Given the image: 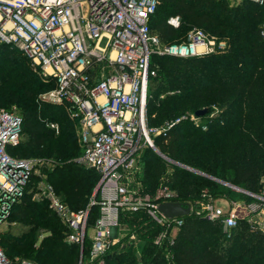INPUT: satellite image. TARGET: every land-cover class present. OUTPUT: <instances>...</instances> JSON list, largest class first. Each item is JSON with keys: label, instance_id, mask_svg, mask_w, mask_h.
Wrapping results in <instances>:
<instances>
[{"label": "built area", "instance_id": "1", "mask_svg": "<svg viewBox=\"0 0 264 264\" xmlns=\"http://www.w3.org/2000/svg\"><path fill=\"white\" fill-rule=\"evenodd\" d=\"M249 1L264 6V0ZM158 2L0 0V41L19 45L54 81L55 85L43 96L64 105L71 117L79 118L78 159L99 175L96 196L84 207L69 206L56 193L50 171L42 170V163L54 164V158L19 157L10 153L8 147L21 140L23 117L0 107V230L14 206L29 193L35 200L46 202L63 221L66 240L80 247L79 264H109L107 257L123 249L125 244L116 235L122 216L136 217L130 237L135 238L140 227L147 223L154 227L155 232L147 237L153 250H164L166 257L185 215L189 214L218 221L224 231L242 219L264 236V188L255 191L219 179L223 185L240 190L245 197L233 199L227 194L211 196L204 192L183 203L166 175H162L152 190L141 179L138 166L141 152L152 147L164 155L154 138L165 134L183 117L176 116L158 126L148 123L147 87L149 79L157 73L153 55L190 57L226 46L224 40L216 41L198 26L188 30L179 41L161 42L150 28ZM166 21L178 27L181 17L171 14ZM260 33L264 35V22ZM189 118L202 128L207 127L195 120L198 117L194 113ZM47 124L59 129L54 120ZM166 170L170 173V169ZM218 199H223L225 204H217ZM165 201L187 204L189 213L167 216L159 210V204ZM93 208L96 217L89 225ZM86 241L88 249L84 248ZM0 264L35 263L28 258H9L0 241Z\"/></svg>", "mask_w": 264, "mask_h": 264}, {"label": "trees", "instance_id": "2", "mask_svg": "<svg viewBox=\"0 0 264 264\" xmlns=\"http://www.w3.org/2000/svg\"><path fill=\"white\" fill-rule=\"evenodd\" d=\"M202 1L159 0L157 8L161 5L163 12L167 13L170 7L175 12L164 15L160 11L156 12V8L150 19L151 31L164 43L179 41L183 34V31H179L180 25L174 27L167 23V17L171 14H179L181 23L184 20L186 25L201 26L216 37H228L225 47L210 53L190 57L158 55L160 66L156 75L149 79L148 88L151 87L150 92L154 94L147 97L150 125H162L187 110L194 112L198 108L208 107L210 113L213 107L219 109L216 115L210 116L206 128L192 123L190 114H186L165 134L154 138L162 152L203 173L173 164L168 182L178 192L183 203L194 200L204 192L211 196L232 195V191L211 177L250 190H258V181L261 176L264 177V35L260 33L259 24H256L264 19V6L243 0L233 8L235 14L243 15V18L239 17L235 24H229L225 19V4L218 2L221 0H212L219 4L210 8H200ZM245 18L250 19V22ZM8 46V43L0 42V107L21 103L25 99L21 109V140L8 149L19 157H29L37 150L45 151L48 155L56 154L60 158L74 136L73 119L69 116L57 118L53 109L55 106L40 98L39 93L49 90L55 83L30 63L22 49L24 56L10 57L2 62L3 50ZM167 90L173 94L159 98V94ZM62 107L63 112L65 110ZM48 119L60 125L58 134L47 124ZM57 135L63 140L58 142L63 143L62 146L54 144ZM48 141L52 144H47ZM145 158L156 165L158 181L167 168L152 150L146 152ZM64 163L61 165L63 168H73L70 162ZM77 168L82 172L73 182L64 186L58 184V189L55 186L61 198L75 209L85 206L83 204L95 182L94 173L78 165ZM49 173H55V165ZM51 181L55 183L53 176ZM157 181L151 185L147 176L144 178L149 190L156 186ZM51 212L29 193L14 206L10 218L15 221V225L0 238L9 258H28L35 264H73L79 245L65 242L64 232L55 224ZM41 226L50 229V234L43 237L38 248L32 240L24 243V239ZM147 226L150 233L155 230L154 227L153 230L150 228L149 223ZM59 231L62 234L55 233ZM249 233L255 235L251 238V247L245 244ZM219 239H222L220 243L217 242ZM27 244L33 247L27 249ZM88 245L86 241L84 248L88 249ZM22 251L26 256L33 255L35 258L19 256ZM34 251L35 254H32ZM150 261L152 264H264V236L252 230L248 222L242 219L224 231L218 221L189 214L185 215L183 224L170 244L168 257L155 254Z\"/></svg>", "mask_w": 264, "mask_h": 264}, {"label": "rangeland", "instance_id": "3", "mask_svg": "<svg viewBox=\"0 0 264 264\" xmlns=\"http://www.w3.org/2000/svg\"><path fill=\"white\" fill-rule=\"evenodd\" d=\"M202 2H203L202 3L203 5L201 4V7L200 8H203V6H208L210 8L214 4H219V3H214L212 0L211 1L204 0ZM218 2L225 4V11H226V17H225V19L228 21L229 24H232V23L235 24V22H236L235 20L237 18H239V17L240 18H243V15L242 16L241 15H237V14H235V11H233V8H235L237 4H239L240 2H242L241 0L240 1H237V0H221V1H218ZM159 11L162 12L164 15L175 12V10H173L170 7H168L167 13H165V12H163V7L161 5L158 6L156 12H159ZM216 15H218V14H216ZM262 15H263V13H262ZM263 17H264V15H263ZM245 19H246V21L250 22L249 21L250 19H247V18H245ZM263 22H264V19L263 18H262L261 21L256 22L257 25L259 24L260 29H261V25H262ZM194 26H197V25H186L184 23V20H183V22L178 27V28H180L179 31H183V34L180 35V38L182 39V37L184 36V34L188 30H190L192 27H194ZM198 27H201V26H198ZM205 31L207 32V34L210 37L211 36H214L209 30L208 31L205 30ZM214 38H215L216 41H218V40H224L225 43L228 40V37H221V38H219V37L214 36ZM0 42L7 43V42H4V41H0ZM8 44L10 46H8V48H4V50H3L4 51V58H3L2 62H4L6 59H8L10 57L15 58L17 56V57L20 58L21 56H24V54L21 51V48H20L19 45L15 44V43H8ZM157 56H158V54H154L153 57H152V59L155 62V64L157 65V68H159L160 63L157 60ZM29 60H30V63H32L36 69H39V71L48 80H51L52 81V79L50 77H48L42 71V69L40 68V66L35 61L31 60L30 58H29ZM150 88L151 87H149V88L147 87V97L148 98L154 96V94H151ZM46 91H47V89H45V90H43L42 92L39 93L40 94V98H42L44 101L49 102L50 104H53L55 106V108H53V109H55L54 112L56 113V115H57L56 117L57 118L61 117V119H62V116H64V118H66V117L69 116L70 118L73 119V128H72V130L74 132V136L71 138L72 140L70 141V146L68 147V149L66 151H63L64 152V155L61 156L60 158H57L55 156L56 154L55 155H53V154L48 155V154H45L46 153L45 151L39 152L37 150H36L35 153L30 154L29 157H37V158L49 159V158H54L53 156H55V164H50V163L44 162V163H42V170L52 171L53 170V167L55 165V173H53L52 175L49 173V175H50V178H52V176H53V178L55 180V183L54 184H55V186H56L57 189L60 187L59 185H63L64 186V185H67V184L73 182L77 178L79 172H82V171H79L78 170L77 165L79 167L81 166V168L83 167V169L88 170L87 172H90L91 171L92 173H94L95 176H96V178L94 176V181H95L94 182V185H93V187L91 189V192H90L89 197L87 198V200L83 204V205H86L91 200V197H93V195L95 193L96 194L98 193L97 192V189H96L97 188L96 185H97V181H98V176L99 175H98L97 171L94 168L88 167V166L84 165L78 159L79 154H80V149H81L80 139H79V135H78V129L80 128L79 118L76 117V116H72L71 117L69 115L70 114V110H68L64 105H62L60 103L51 102V101L45 99L44 96H43V94ZM167 94L172 95L173 93H172V91L171 92L170 91L168 92V90L165 91V92H161L159 94V98L165 97ZM24 102H25V99L21 103H13L10 106H6V105H3V106H5V107H7V108H9L11 110H14V111L18 112L19 114H21V109H22V106H23ZM60 106L61 107L63 106L62 108H64L65 111L62 112L61 110H63V109H61ZM218 111H219V109L217 107H213V111H211L210 113L207 112L202 117H198L195 120L198 121V122H201L202 124H205L207 126V123H208V121L210 119V116L216 115V113ZM61 113H63V114H61ZM186 114H188V115L189 114H193V112L187 110L186 112H182L180 114L178 113L177 115L174 116V118L176 116H183L181 118V120H183L185 118V116H187ZM49 117H51V116L49 115ZM48 120H52V119H48ZM191 121H192V123L198 124L194 120H191ZM58 126H59V129L58 130H55V133L56 134H58L60 132V129H61V127H60L59 124H58ZM63 129H64V127H63ZM60 140L63 141L57 135V137L54 138V144L56 146L58 144H60L62 146L63 143H58ZM48 142L49 143H47V144H49V145L52 144V143L50 144V141H48ZM157 148H158V150H160L159 146H157ZM150 150H152L153 152L156 153V155L158 156V160L160 162H162L165 165L166 168L170 169V170H168L170 173H167V170H165L160 175V177L158 176L159 179L161 177H163L162 175H166L164 177H167L169 179L170 178L169 176L172 173V168H173L172 166H174V165H177L179 167H184L185 169H189L192 172L202 173L199 169L193 168L191 166H189V167H191L193 169L187 168L182 163H180V164L179 163H176L174 161V159H172L171 157H169L167 154H165L161 150L160 151L164 155L158 153L152 147H150V148L144 149L141 152V156H140L139 162H138V166H139V169L141 171V176H142L141 179H142L143 182H144V178L146 176H147L149 182L151 183V185H153L154 182L157 181L156 180L157 176H156V171H155L156 165L155 164H152L149 160H147L145 158L146 157V152L147 151H150ZM165 155H167V156H165ZM170 159H172V160H170ZM64 162H67V163L70 162L72 164V166H73V168H71L72 170L70 168H63L61 165H65ZM75 168H77V169H75ZM209 177H211V176H209ZM211 178L221 184V182L219 181V179H221V178H218V177H211ZM216 178H218V179H216ZM159 179H158V181H159ZM91 180H93V179H91ZM233 184H236V183H233ZM258 184H259L258 185L259 186V189L264 188V177L263 176L260 177V179L258 181ZM225 187L228 188L229 191H232L233 192L232 195H231V197L233 199H243L244 194L240 190H237L235 187L230 186V185H225ZM56 188H55V190H56ZM58 192H60V191H58ZM58 192L56 190V193L61 198L60 193H58ZM239 197H241V198H239ZM37 201H39V200H37ZM216 203L223 206L225 204V201L223 199H218ZM40 205L41 206L44 205V206H46L47 209H49V210L52 211L51 214L54 217L55 224L59 225V227L62 228L61 230L64 232L63 236H65L64 237L65 238V242L66 243H69L66 240L65 224L63 223V221L60 220L56 216V214L53 213L54 211L48 206V204L46 202L40 201ZM68 205L70 206V204H68ZM95 217H96V210H95V208H93V210L90 211V213H89V218H88V222H89L88 224L89 225L94 222ZM120 222L121 223H120L119 227L117 228L116 235H117V238H119L120 243L121 244L124 243L125 245H124L123 249H119L120 252H118L117 254L116 253L115 254H112L111 256L107 257V261L109 262V264H138L140 262L143 263V262H148V261H149L150 264H152V261H150V260H152V257L155 254H164V250H160V251H156L155 249L154 250L153 249L150 250L151 249V246H150V242H149V239H148L147 236H148V234L151 235V234H153L155 232V230H153V228H152L153 231H151V233H150V230L147 228V226L146 225H143L138 230V234H135V238H133V237H130L129 234L134 229V227L136 226V217L133 216V215L122 216V218L120 219ZM12 225H15V221H13L11 218H9L8 221L4 225H2L3 228L0 230V238H1V236H3L9 230V228ZM239 226H241V223H239ZM239 229H241V227ZM214 230L215 229H212V231H214ZM55 233H57L58 235L62 234L60 231L59 232H55ZM47 234H50V229L41 226V227L38 228V230H36V232L33 235H30L27 239H24V243H27L29 240H32V242L34 243V246L36 248H38L37 246L40 245L41 240ZM237 234L240 235L241 232L240 233H237ZM253 237H255V235H253V234L251 235L249 233L248 234V237L245 238V244L246 245L248 244V247H249V244H250V247H251V245H252L251 243L253 241V239H251V238H253ZM220 240L222 241V239H219V241H217V242L220 243L221 242ZM29 247H33V245L30 246V245L27 244V249H30ZM78 249H80V247H78ZM32 254H35V251ZM79 254H80L79 251H77V254L75 255V257L73 259V264H79V261H80L79 260V258H80L79 257ZM18 255L21 256V257H30L32 259L35 258L33 255L32 256H26V254L24 253V251H22Z\"/></svg>", "mask_w": 264, "mask_h": 264}, {"label": "water", "instance_id": "4", "mask_svg": "<svg viewBox=\"0 0 264 264\" xmlns=\"http://www.w3.org/2000/svg\"><path fill=\"white\" fill-rule=\"evenodd\" d=\"M208 111H209L208 107H201L196 109L193 113L197 117H202ZM96 189L98 191V188ZM94 196H96V193L94 194ZM159 210L167 216L181 215V214L189 213V205L183 204L180 201H165L159 204Z\"/></svg>", "mask_w": 264, "mask_h": 264}, {"label": "crops", "instance_id": "5", "mask_svg": "<svg viewBox=\"0 0 264 264\" xmlns=\"http://www.w3.org/2000/svg\"><path fill=\"white\" fill-rule=\"evenodd\" d=\"M55 121V120H54Z\"/></svg>", "mask_w": 264, "mask_h": 264}]
</instances>
